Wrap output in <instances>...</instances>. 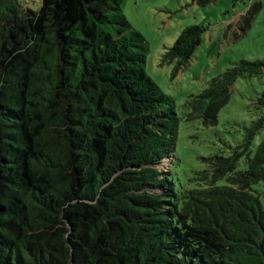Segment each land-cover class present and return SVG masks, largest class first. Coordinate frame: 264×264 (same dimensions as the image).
<instances>
[{"label":"trees","instance_id":"1","mask_svg":"<svg viewBox=\"0 0 264 264\" xmlns=\"http://www.w3.org/2000/svg\"><path fill=\"white\" fill-rule=\"evenodd\" d=\"M125 2L0 0V264H264V140L251 149L264 114L176 187L182 118L146 72ZM206 31L186 27L160 65L175 77ZM263 72L234 63L184 119L216 126L236 81Z\"/></svg>","mask_w":264,"mask_h":264},{"label":"rangeland","instance_id":"2","mask_svg":"<svg viewBox=\"0 0 264 264\" xmlns=\"http://www.w3.org/2000/svg\"><path fill=\"white\" fill-rule=\"evenodd\" d=\"M39 11L42 0H18ZM124 13L149 44L146 72L161 90L172 96L181 123L171 177L176 187L192 188L190 179L206 167L203 157L230 153L244 140L250 128L264 114L258 99L264 94V72L240 78L232 87L231 99L218 118V124L204 127L199 120L184 119L185 102L201 94L211 79L241 60H264V0H213L199 6L193 0H126ZM207 28L202 44L186 68L173 77L174 63L160 65L167 49L188 26ZM264 140V128L255 136L252 153ZM172 162V161H171ZM246 168L245 159L239 164ZM264 192V183L254 186ZM264 209V195H261Z\"/></svg>","mask_w":264,"mask_h":264}]
</instances>
